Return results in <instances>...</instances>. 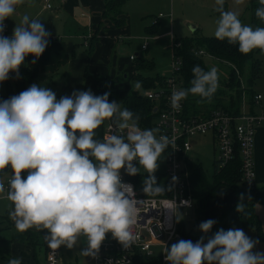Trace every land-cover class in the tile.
<instances>
[{
	"label": "clouds",
	"instance_id": "9594fccd",
	"mask_svg": "<svg viewBox=\"0 0 264 264\" xmlns=\"http://www.w3.org/2000/svg\"><path fill=\"white\" fill-rule=\"evenodd\" d=\"M215 2L220 14L215 38L238 45L244 55L254 49L264 52V27L253 29L243 24L237 12L224 10L225 0ZM23 3L0 0V82L7 80L10 72L19 77L25 58L32 55L38 59L48 45L50 33L40 20L28 15L16 24L10 38L2 34L4 21ZM259 3L262 7L255 10V15L264 21V0ZM192 73L189 88L172 92L173 110L179 111L181 101L189 95L200 97L199 103L210 102L216 93V67L205 71L195 65ZM140 87L137 82L135 89ZM139 119L127 108L122 109L121 103L109 102L107 92L97 96L90 90L74 91L57 99L52 90L32 84L0 101V171L10 166L6 199L13 206L8 214L15 228L20 232L34 226L47 229L50 235L45 240L53 250L61 245L71 249L84 236L87 247L81 255L93 258L109 232L129 248L136 239L131 228L143 201L134 198L131 184L122 182L121 169L132 176L143 169L148 174L143 192L164 193L155 172L165 150L170 145L175 148V137L157 136L158 128L141 129ZM105 121H111V132L98 141L94 139L95 130ZM24 171L26 178L22 177ZM0 193H5L3 181ZM236 210L244 211L242 202ZM215 223L212 219L204 221L199 230L207 234ZM258 243L243 229L221 228L206 243L205 236L195 243L184 239L173 243L164 258L167 264H264V252L253 251ZM8 264H22V258H12Z\"/></svg>",
	"mask_w": 264,
	"mask_h": 264
},
{
	"label": "rangeland",
	"instance_id": "374dc122",
	"mask_svg": "<svg viewBox=\"0 0 264 264\" xmlns=\"http://www.w3.org/2000/svg\"><path fill=\"white\" fill-rule=\"evenodd\" d=\"M130 4L129 9H125L128 15L131 17V34L129 36L122 37L118 47L115 49L116 56L118 60H123L125 63L129 62L131 55H138V60L146 58L150 61L151 66L144 70L142 73L144 76H149L153 78H164L171 76L174 72V61H175V47L177 44L181 45L186 39L200 38V37H215L214 32L216 29V21L219 19V12L216 11L218 7L215 0H134ZM31 2V0H30ZM135 3H142V7H137ZM259 0H242L241 3L237 4L235 0H225L224 10L235 11L239 14V19L245 25L253 27H264V21L256 19L254 21L253 14L254 11L259 8ZM19 7L25 8V4H20ZM157 22L155 32L150 34L147 32L149 28L152 27V23ZM197 28L196 30L193 29ZM172 33V34H171ZM146 37H149L148 50L144 51L141 49V45ZM181 57V56H180ZM261 60L262 65V75L253 84L254 93L260 94L262 99L259 103L250 106L248 99L243 98V104L241 105V111L245 113H250L251 110L256 114L262 113L264 110V53L256 55ZM182 58V57H181ZM202 61L211 69L216 67L218 69L219 82H225L228 77L227 69L230 68L228 63H221L215 58L211 57L208 53L202 55ZM132 61H130V66ZM245 65L244 71H240L237 79L240 81V86L242 88L247 86L248 77L250 75V68ZM124 75H127L125 78ZM122 74L117 80V82H122L124 85L120 86L121 89L134 90L135 92L143 95L149 89L144 87L140 82L141 87L137 90L135 89V84L138 82L136 80H131L130 72ZM111 81L105 82L104 86H109ZM125 86V87H124ZM241 88V89H242ZM130 90V91H131ZM108 89L106 88V92ZM129 91V92H130ZM111 101H116L121 103V108L124 109L123 100L120 97H115L110 99ZM160 122L158 118L153 121L154 125ZM105 124L107 121L104 122ZM104 124V126H105ZM156 128V126H153ZM258 128V127H257ZM257 128L254 132V159L257 162V156L255 155V143L257 139ZM192 143V149L186 154V157L199 164L207 179L213 181L215 178V160L219 157V149L215 144L211 134L206 135H196L190 138ZM165 155L162 154L159 163V168L155 172L158 185H162L165 188L164 193L158 194L164 197H171V188L167 185V178L164 175L165 172ZM139 167L138 162L136 164ZM258 162L255 168V183L254 186L258 189L261 197H264V161L261 167L262 172L260 177H258ZM143 183L144 179L147 177V173L141 170L140 173ZM237 186L242 188L245 192L249 191L248 186L239 181ZM234 190L231 188L225 189V193L220 197L211 199L207 202L205 206V221L212 219L216 223L213 225L212 230L207 233L208 237L214 235L219 229L224 230L239 228L243 229L247 236L253 240H258L259 243L253 249L254 252H264V203L256 202L254 205L255 212L259 218L261 231L263 235H260L257 228L253 225L247 224L240 216L239 212L236 210L237 206L230 209L229 212L224 213L216 218L217 209H219L224 204H232L234 200L233 193ZM235 193V192H234ZM253 197H258V193L253 194ZM177 220L179 223H183L187 230L192 229L196 234H203L199 230V221L197 219L196 210L188 208H178L177 209ZM0 224H3L0 221ZM12 232L7 229H1L0 227V264H8V261L15 256L13 255V243H12ZM83 242L81 248L79 249L78 260L84 261L86 256L81 255V251L87 247V241L84 236H82ZM40 250L42 247L40 246ZM69 250V248H68ZM151 251L157 256L162 254V248L151 247ZM145 259V258H143ZM40 263L43 264V255L41 253Z\"/></svg>",
	"mask_w": 264,
	"mask_h": 264
},
{
	"label": "crops",
	"instance_id": "0c3cea01",
	"mask_svg": "<svg viewBox=\"0 0 264 264\" xmlns=\"http://www.w3.org/2000/svg\"><path fill=\"white\" fill-rule=\"evenodd\" d=\"M49 2L51 8H47L43 0H31V2L30 0H24L25 6L28 5V7L21 8L18 5L14 15L4 21L6 23L5 36L9 38L13 35L16 24L20 23L24 15H28L30 19L40 20L50 35L48 45L38 59L32 55L25 58L19 69V77L16 73L10 72L9 78L0 82V101L18 95L32 84L52 90L57 99L63 96H71L74 91L90 90L94 95L99 96L106 93L105 82L117 80L122 74L130 72V61L132 60L129 58L127 63L118 60L115 49L122 37L131 34L132 21L126 10L129 9L130 4H133L132 2L136 1L128 0L124 5L126 25L123 27H118L110 20L102 18L105 7L104 0H49ZM135 4L140 8L143 5L142 3ZM258 6L262 7L260 3H258ZM252 18H254V21L259 19L255 15V11ZM100 22L101 27L98 28ZM95 34L96 39L93 42L91 38ZM146 39L148 41L149 37H146L143 43ZM86 41L88 45H86ZM91 41L92 49L90 53ZM147 50L148 43L144 51ZM124 77L126 78L127 75H124ZM122 85H124L122 82L117 84L118 97L120 98L129 94L132 88L131 86L129 89H123V87L120 89L119 87ZM104 124L95 130L94 139L102 141ZM256 135L255 155L259 166L258 177H260L264 161V127H258ZM257 162L254 159L255 168ZM0 173V181L10 178V166L0 171ZM26 176L27 171L22 172V177L26 178ZM260 192L256 189L258 196H261ZM232 194L234 196L232 204H224L217 209L216 218L234 206L236 196L234 192ZM12 207L6 196L1 197L0 221L3 224H0V227L12 232L13 235V231L17 232L18 230L12 227L15 225L9 218L8 213ZM195 207L190 209H195ZM28 230L38 232L42 229L34 226ZM82 242L83 238L81 236L78 238L77 244L69 250L65 245H61L63 259L71 264H80L83 260H78V251ZM12 243L14 258H22V264H41V253L43 264H45L46 246L40 250V246L35 247L32 244L14 241Z\"/></svg>",
	"mask_w": 264,
	"mask_h": 264
},
{
	"label": "built area",
	"instance_id": "2783aa9c",
	"mask_svg": "<svg viewBox=\"0 0 264 264\" xmlns=\"http://www.w3.org/2000/svg\"><path fill=\"white\" fill-rule=\"evenodd\" d=\"M47 8H51L49 0H43ZM6 35V23L4 31ZM172 34V33H171ZM86 45L88 42L86 41ZM147 48V39L142 45V49ZM204 54L205 51H199ZM131 55L130 59L134 60ZM174 61V72L165 78L162 84L156 88L148 90L143 95L154 101L153 107L155 117L149 126L139 124L141 129H153L156 126L160 134L175 137V148L171 145L163 153L165 155V172L167 185L171 188V197L160 195H146L143 192V183L131 179L124 169H121L122 182L131 184L135 193V199L143 201L138 205L136 223L131 231L136 237L134 243L129 248L115 239L111 232L106 233L104 241L101 243L96 258L86 256L80 264H135L138 258H149L154 256L151 247L162 248L161 264H167L165 251L171 243L181 239L178 230L177 209L195 207V199L192 190L190 160L186 154L192 149L190 138L196 135L211 134L215 144L219 149V157L216 159L218 169L225 167L231 160L239 154L241 158L240 171L242 181L248 188L254 187L255 183V163H254V132L257 127H264V110L260 114L241 112L239 115L230 114L224 110H214L208 115H187L185 112L184 100L181 101L179 111L171 107V94L174 90H181L182 82L178 72L182 64V59L176 56ZM262 99L260 94L255 96L256 104ZM155 118L160 122L153 124ZM107 121L103 129V137L111 132ZM137 164L136 161L133 162ZM177 177L176 181L172 177ZM7 178L4 182L5 193H0L1 197L6 196L8 188ZM50 233L46 229V236ZM86 238V237H85ZM87 241V239H86ZM47 243V242H46ZM45 264H71L62 257L61 246L58 249H51L46 245Z\"/></svg>",
	"mask_w": 264,
	"mask_h": 264
},
{
	"label": "trees",
	"instance_id": "16d2710c",
	"mask_svg": "<svg viewBox=\"0 0 264 264\" xmlns=\"http://www.w3.org/2000/svg\"><path fill=\"white\" fill-rule=\"evenodd\" d=\"M128 0H104V11L102 12V18L108 19L118 27H123L126 25V18L124 14V5ZM157 22H154L151 28L147 30L150 34L155 32ZM101 27V22L98 24V28ZM99 30V29H98ZM92 41L96 39V34L92 36ZM92 41L89 52L91 53ZM199 51H205L211 57L220 61L221 63H228L230 68L227 69L228 77L227 80L219 82V87L212 97L211 101L208 102L204 100L200 101V97L189 95L184 100L185 112L187 115H208L214 110H224L230 114L239 115L241 114V105L243 104V98L248 99V103L253 107L256 105L253 84L262 75V65L261 60L256 57L258 54H262L260 49H254L247 55H244L238 51V45L229 44L227 40L220 41L215 37H200V38H190L184 40L181 45L177 44L175 47V57L181 56L182 64L178 72L180 81L182 82V88L187 89L190 87V81L193 78L192 69L195 65H199L205 71L210 68L202 61V55ZM245 65L250 68V75L248 77L247 86L242 88L240 86V81L237 79L240 71H244ZM151 66L148 59L142 58L138 60V55L132 60L130 66V78L131 80H136L140 82L144 87L149 90L154 89L157 85L162 84L166 77L164 78H153L149 76H144L143 71L147 70ZM119 82L113 80L109 86H106L109 93L110 99L118 97L119 93L117 91V84ZM242 88V89H241ZM124 108L132 111L135 115L140 117L138 124L143 126H149L155 114L153 113V107L156 103L144 95H141L134 90H131L129 94L122 97ZM250 113H254L253 110ZM241 158L239 154L231 160L225 167L218 169L217 161L215 160V178L213 181L207 179L202 167L192 161L189 162L192 177V190L193 196L196 203V213L199 223L204 222L205 216V206L207 202L211 199L220 197L225 193V189L231 188L235 192V204L230 207L233 209L238 203H243L244 211L239 212V216L247 222V224L253 225L257 228L260 235L262 234L259 218L255 212L254 205L256 202L264 203V197L255 195L256 189L251 187L249 191L245 192L242 188L237 186L238 182H242V176L240 171ZM1 174V173H0ZM141 175L137 174L131 176L136 182L142 181ZM243 194V201L240 200V196ZM15 228V226H12ZM178 230L181 234V239L191 240L194 243L200 239L201 236H205V243L207 242L208 236L206 234H195L192 230H187L183 223L178 224ZM264 236V235H263ZM46 229H42L38 232H31L26 230L24 232L13 231L12 241L32 244L33 246L44 247L47 245L46 240ZM180 239V240H181ZM174 241L173 243L178 242ZM171 243V245L173 244ZM170 245V246H171ZM169 246V248H170ZM135 264H161V256H152L149 258H138Z\"/></svg>",
	"mask_w": 264,
	"mask_h": 264
},
{
	"label": "water",
	"instance_id": "95a60500",
	"mask_svg": "<svg viewBox=\"0 0 264 264\" xmlns=\"http://www.w3.org/2000/svg\"><path fill=\"white\" fill-rule=\"evenodd\" d=\"M194 30H196V28L193 27Z\"/></svg>",
	"mask_w": 264,
	"mask_h": 264
}]
</instances>
